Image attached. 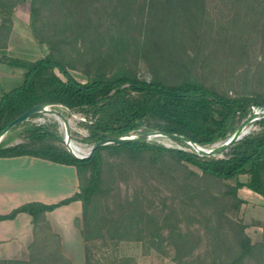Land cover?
<instances>
[{"label": "rangeland", "instance_id": "rangeland-1", "mask_svg": "<svg viewBox=\"0 0 264 264\" xmlns=\"http://www.w3.org/2000/svg\"><path fill=\"white\" fill-rule=\"evenodd\" d=\"M15 1H8V9ZM30 2L13 6L12 23L7 15H0V53L36 60L50 52L30 29ZM262 2L40 0L36 28L42 39L58 43L64 62L75 66L69 69L70 74L80 82L97 67H106L111 58L124 59L141 78L150 76L153 68L164 80L174 82L179 79V70L173 60L184 59L205 83L223 94L251 92L262 102L261 108L252 107L255 111L264 108ZM5 43L6 49H2ZM22 81L23 71L0 63V92ZM50 108L68 119L70 139L87 147L84 115L61 106ZM36 118L50 124L67 148L65 126L55 115L45 111ZM12 134L11 144L24 139ZM147 141L189 149L164 136ZM190 171L201 177L190 175ZM187 176L192 178L188 186ZM246 178L239 176L240 180ZM235 182L202 176L198 168L179 163L165 152L154 155L150 150L136 154L128 149H104L99 190L89 203L86 218L81 214L73 223L68 222L64 243L61 238L62 251L72 264H86L87 258L90 264H179L177 260L220 264L233 252L231 222L245 224L242 204L236 209L234 201L223 195L226 184ZM200 190L205 193L200 194ZM207 193L215 194L218 200L204 199ZM222 210L229 220L223 219L218 231ZM247 227L245 232L253 243L264 242ZM37 264L60 263L45 258ZM244 264H264V252L259 259Z\"/></svg>", "mask_w": 264, "mask_h": 264}, {"label": "trees", "instance_id": "trees-1", "mask_svg": "<svg viewBox=\"0 0 264 264\" xmlns=\"http://www.w3.org/2000/svg\"><path fill=\"white\" fill-rule=\"evenodd\" d=\"M8 1L0 2V12L7 15L12 23L13 6L25 0H16L9 9ZM40 7V0H31L29 26L38 42L47 44L50 52L36 60L0 53V63L23 71L22 83L11 90L0 92V132L8 122L24 111L47 102L83 114V124L87 129L84 139L91 145L104 138L128 136L138 130H159L184 135L199 146L211 148L216 143L226 141L253 112L252 107H262V102L248 90H241L234 96L219 92L205 83L184 59L173 60L177 62L179 70V79L174 82L164 80L153 68L150 69V76L141 78L124 59L112 58L106 67H97L93 73L88 74L85 82H80L70 74L69 69H75V66L72 62H64L62 51L57 48L58 43L44 40L38 34L36 22ZM119 19L121 22L123 17ZM1 47L6 49V43ZM171 57L176 58L173 54ZM37 115L39 113L34 116ZM50 126L48 123L35 124L29 120L14 126L0 141V157L32 155L74 165L79 191L56 203L27 202L9 214L0 215V219H11L19 212L29 213L32 216L34 235L27 260L0 259V264H37L45 258L54 263L72 264L63 253L61 237L52 228L46 213L80 200L82 215L86 218L89 203L99 190L104 149H128L136 154L150 150L154 155L165 152L179 163L185 162L198 168L202 176H210L219 181L235 179L234 184H226L227 190L223 195L234 201L232 206L236 209L243 203L237 194L242 187L264 198V117L255 120L250 131L241 139L215 155L199 153L187 142L173 139L189 149L151 144L148 141L106 144L94 150L90 156L79 159L69 152L62 143L63 138L52 131ZM13 132L24 139L11 144L14 140ZM189 173L201 177L197 172ZM242 175L248 176L247 181L239 179ZM190 179L189 176L185 179L187 186ZM198 192L205 193L201 190ZM207 194L203 196L204 199L218 200L215 194ZM223 219L229 220L225 210L219 212L218 231L222 229L219 227ZM230 228L233 252L229 259L224 258L220 264H244L259 259L264 252V242L253 243L245 232L244 223L231 222ZM177 261L186 264L185 261ZM86 264H90L88 258Z\"/></svg>", "mask_w": 264, "mask_h": 264}, {"label": "crops", "instance_id": "crops-1", "mask_svg": "<svg viewBox=\"0 0 264 264\" xmlns=\"http://www.w3.org/2000/svg\"><path fill=\"white\" fill-rule=\"evenodd\" d=\"M0 15L3 14L0 12ZM247 179L248 176L241 181ZM78 191L79 181L74 165L32 155L0 157V215L9 214L27 202L56 203ZM237 194L246 210L244 222L248 225L247 230L264 238L263 196L247 187L238 189ZM81 214L82 202L75 200L48 211L46 217L64 243L68 222L73 223L74 218ZM33 237V222L29 213L19 212L14 218L0 219V259L27 260Z\"/></svg>", "mask_w": 264, "mask_h": 264}, {"label": "water", "instance_id": "water-1", "mask_svg": "<svg viewBox=\"0 0 264 264\" xmlns=\"http://www.w3.org/2000/svg\"><path fill=\"white\" fill-rule=\"evenodd\" d=\"M52 104L43 102L39 103L28 110L21 113L19 116L8 122V124L5 126V128L0 132V141L4 137V135L14 126L18 125L19 123L28 120L30 117L34 116L37 113L41 112H49L57 117V119L64 124L66 129V145L69 152L76 158L82 159L86 157H79L77 156L73 149L70 146L69 140H70V124L68 119L65 117V115L56 109L50 108ZM261 117H264V108L260 109L259 111H253L245 120L241 122V124L237 127V129L232 133V135L224 142L222 143H216L211 148H206L197 145L195 142L191 141L188 137L180 134L175 133H168L163 132L159 130H152V131H146L140 134L135 135H128V136H118V137H108L100 140L98 143L94 144L92 147V152L96 150L97 148L106 145V144H121V143H130V142H140V141H147L151 139L152 137L156 136H164L170 139H179L182 141L187 142L190 144L195 150H197L199 153L206 154V155H215L221 152L222 150H225L229 146H231L235 141L241 139L244 135H246L251 127L253 126V122ZM91 152V153H92Z\"/></svg>", "mask_w": 264, "mask_h": 264}, {"label": "built area", "instance_id": "built-area-1", "mask_svg": "<svg viewBox=\"0 0 264 264\" xmlns=\"http://www.w3.org/2000/svg\"><path fill=\"white\" fill-rule=\"evenodd\" d=\"M260 109L258 108L255 111H259ZM30 117L28 120L31 121L32 123L35 124H43L45 121L41 120L40 118ZM34 118V119H33ZM70 146L73 149L74 153L79 156V157H88L91 155L92 152V147L93 145L91 144H86L87 147H82L81 145L77 144L74 140L70 139L69 140ZM190 145V144H189ZM191 146V145H190ZM192 147V146H191Z\"/></svg>", "mask_w": 264, "mask_h": 264}, {"label": "bare ground", "instance_id": "bare-ground-1", "mask_svg": "<svg viewBox=\"0 0 264 264\" xmlns=\"http://www.w3.org/2000/svg\"><path fill=\"white\" fill-rule=\"evenodd\" d=\"M56 117V116H55Z\"/></svg>", "mask_w": 264, "mask_h": 264}]
</instances>
